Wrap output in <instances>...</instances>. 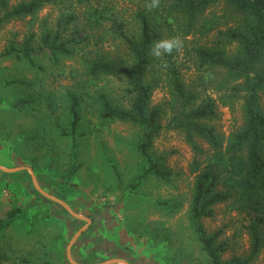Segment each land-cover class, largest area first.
I'll use <instances>...</instances> for the list:
<instances>
[{"label":"rangeland","instance_id":"374dc122","mask_svg":"<svg viewBox=\"0 0 264 264\" xmlns=\"http://www.w3.org/2000/svg\"><path fill=\"white\" fill-rule=\"evenodd\" d=\"M22 1L8 0V5L13 7ZM91 5L105 10L108 16L96 29L85 23L81 16L85 7L77 0L49 2L35 19L13 21L0 28L1 54L10 44L20 47L30 35L35 36L33 47L38 48L40 34L53 30L60 19L70 15L80 18L65 33L66 39L75 44L71 59L53 64L47 55L37 54V66L44 69L41 73L14 58L0 59V167L24 169L13 174L0 171V220L11 210H21L20 217L0 232V264H70L67 255L75 264L110 260L126 264H209L187 220L194 155L184 136L163 130L153 145L152 155L164 159L172 174L170 179L162 182L149 177L131 190L130 184L142 169L140 157L132 150L136 131L100 119L99 104L93 100L94 93L102 91L122 106L126 104L125 85L114 78L91 82L82 70L84 60L95 55H117L120 40L116 34L138 31L134 15L143 9V3L96 0ZM216 17L220 23L217 31L223 32L237 28L243 19L222 0L211 6L199 22ZM170 25L163 30L162 40L177 39L180 46L171 54L153 56L149 74L151 80H156L152 104L163 107L162 126L178 109L172 101L169 81L174 69L198 101H216L218 119L212 125L228 136L242 125V103L235 101L233 112L224 107L220 100L229 88L225 73L201 68L193 54L198 47L217 43V31L184 37L175 22ZM224 49L228 56L235 54V46ZM5 80L27 81L31 86L8 87L3 85ZM67 93L81 100V120L75 134L71 132ZM260 97L264 111V94ZM18 98L36 101L22 112L10 110L9 104ZM73 137L78 145L77 160L71 152ZM30 172L41 191L90 223L73 218L62 206L42 197L33 186ZM247 220V215L234 211L230 203L216 206L213 217L203 220L207 233L222 231V240L228 245L222 261L248 253ZM253 264H264V257L261 255Z\"/></svg>","mask_w":264,"mask_h":264},{"label":"trees","instance_id":"16d2710c","mask_svg":"<svg viewBox=\"0 0 264 264\" xmlns=\"http://www.w3.org/2000/svg\"><path fill=\"white\" fill-rule=\"evenodd\" d=\"M56 1L25 0L9 7L8 0H0V28L25 18L33 20L47 3ZM95 1L77 0V4L85 7L81 16L91 29L99 27L108 17L105 10L92 7ZM140 1L143 9L134 15L138 31L116 34L120 40L117 55H95L84 60L82 70L91 82L114 78L125 85L126 104L122 106L114 104L102 91L94 93L100 119L116 121L136 131L137 140L132 150L140 157L142 169L130 184L131 190L137 189L149 177L162 182L170 179L172 174L164 159L154 157L152 149L163 130L180 132L194 155L191 164L193 194L187 220L195 242L209 264H253L261 255L264 257V111L260 107V96L264 94V0H223L243 16L237 28L225 32L217 31L220 25L217 17L199 22L211 6L222 0H159L158 6L151 9L147 7L151 0ZM79 19L73 15L60 19L53 30L40 34L38 48L33 47L34 35H30L20 47L10 44L0 54V59L14 58L40 73L44 69L37 66L38 55H47L53 64H58L61 59H71L74 43L66 39L65 33ZM170 22L176 23L184 37L192 34L204 36L217 31V43L198 47L193 54L201 68L223 71L229 80V88L220 100L222 105L233 112L235 101L242 103V125L228 136L220 134L212 125L218 119L216 101H198L174 69L169 81L172 101L178 109L169 123L162 126L163 107L152 104L156 80H151L149 74L153 65L151 49L162 40L163 30L171 26ZM224 46H235V54L228 56ZM3 82L8 87L31 86L21 80ZM35 101L34 98H18L9 104V108L22 112ZM67 101L71 132L75 134L81 120V100L77 95L67 93ZM77 150L73 137L71 152L75 160L78 159ZM79 167L81 164L75 171ZM228 203L234 211L248 217L245 231L249 250L243 257L224 262L222 255L228 245L222 240V231L209 234L202 222L213 217L216 206ZM20 213V209L8 212L5 219L0 220V232L19 218Z\"/></svg>","mask_w":264,"mask_h":264},{"label":"water","instance_id":"95a60500","mask_svg":"<svg viewBox=\"0 0 264 264\" xmlns=\"http://www.w3.org/2000/svg\"><path fill=\"white\" fill-rule=\"evenodd\" d=\"M27 170V169H26ZM0 171L3 172V173H6V174H13L15 172H19V171H24V169H13V170H7V169H2L0 167ZM29 171V170H28ZM31 174V179H32V182H33V186L35 188V190L42 196L44 197L45 199L53 202V203H56L60 206H62L69 214L70 216H72L73 218L77 219V220H81V221H84L86 223V225H88L90 223V221L88 219H84V218H81L79 216H77L76 214H74L71 209L66 205L64 204L63 202H61L60 200L52 197V196H49L48 194L44 193L43 191H41L38 186L36 185L35 183V178H34V175L30 172ZM85 228H83L82 230H80L73 238V240L70 242L69 246H68V249L70 247V245L74 242V240L83 232ZM67 258L70 262V264H75L74 262H72L71 258L69 257V255H67ZM102 264H126L124 261H121V260H110V261H107V262H104Z\"/></svg>","mask_w":264,"mask_h":264},{"label":"clouds","instance_id":"9594fccd","mask_svg":"<svg viewBox=\"0 0 264 264\" xmlns=\"http://www.w3.org/2000/svg\"><path fill=\"white\" fill-rule=\"evenodd\" d=\"M158 2L159 0H151L147 7L149 9L155 8L158 6ZM179 46L180 41L177 39L160 40L153 45L151 54L156 57H160L162 54H171L173 49L178 48Z\"/></svg>","mask_w":264,"mask_h":264}]
</instances>
